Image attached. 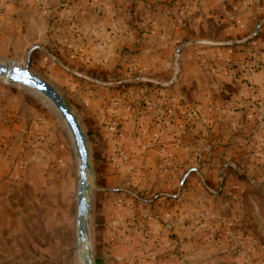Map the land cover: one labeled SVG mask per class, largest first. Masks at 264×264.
I'll list each match as a JSON object with an SVG mask.
<instances>
[{"label":"crops","instance_id":"0c3cea01","mask_svg":"<svg viewBox=\"0 0 264 264\" xmlns=\"http://www.w3.org/2000/svg\"><path fill=\"white\" fill-rule=\"evenodd\" d=\"M30 1L35 5L20 0L0 11L1 31H17L19 46L67 45L68 65L102 79L124 77L132 67L164 79L192 27L200 39L206 17L224 22L218 39H201L207 47L184 48L183 73L171 88H147L132 103L124 97L130 86L115 85V106L105 88L86 82L69 93L83 104L80 125L95 160L92 205L101 210L96 221L112 240L115 264H264V237L257 235L255 246L229 232L224 208L231 201L221 198L239 186L230 182L233 169L221 168L240 150L238 130L258 125L264 143V45L253 40L235 52L228 36L234 28L225 23L230 3L247 0H79L62 28L50 23L44 0ZM69 28L70 36L57 32ZM223 82L239 85L237 102L218 95ZM184 98L194 106H180ZM158 104L173 108L174 117L161 119Z\"/></svg>","mask_w":264,"mask_h":264},{"label":"rangeland","instance_id":"374dc122","mask_svg":"<svg viewBox=\"0 0 264 264\" xmlns=\"http://www.w3.org/2000/svg\"><path fill=\"white\" fill-rule=\"evenodd\" d=\"M18 1L0 0V11L8 3ZM23 1L27 6L33 4L30 0ZM78 2L44 0L40 6L50 10V23L55 22L56 28H62L71 22L69 10ZM237 5L230 3L232 14L225 21L230 29L234 28V32L228 34L232 41L229 45L236 48L235 52L243 50L242 46L253 40L264 45V23L255 33L264 20V0H247L246 4ZM249 16L253 18V24L247 30ZM74 17L70 15V18ZM215 19L206 17L201 25L200 39L195 38L198 31L192 27L193 33L182 42L186 45L181 53L189 46L207 47L209 43L202 41L203 37L218 39L224 22ZM60 30L57 32L62 35L74 34L70 28L64 32ZM18 35L17 31L5 33L0 29V64L28 67L30 74L51 84L71 108L79 124L83 104L78 100L79 96L74 97L69 92H78L85 82L93 84V88H105L108 91L105 100L111 103L114 99L115 106V95L112 94L115 85H129L124 97L134 103L138 96L147 93V88H171L183 73L181 53L177 54L182 44L173 53L169 62L170 74L164 79L144 73L141 67L130 68L121 78L102 79L85 76V73L68 65L64 61L69 48L67 45L61 46L58 42V45L47 43L43 48L19 46L16 45ZM137 77H149L161 83L143 80L117 83ZM183 86L188 87L186 83ZM221 88L223 90L218 93L221 99L237 97L233 93H238V84L223 82ZM97 95L103 96L102 93ZM238 100L237 97L236 102ZM184 103L185 98L180 101V106L192 105ZM257 126L238 130L235 144L240 150L229 162L221 164V168L233 169L230 182L240 186L221 192L223 200L231 201L224 208L225 215L232 220L227 229L237 236L240 233L247 243L255 246L260 245L259 241L256 242L257 235L264 237V143L261 136L255 134ZM240 137L249 138L250 142L241 143ZM75 141L70 124L49 95L0 74V264H115V257L107 249L112 240L105 239L104 225L96 221L101 210L92 205L95 174L93 169L83 167ZM85 144L93 168L95 160L86 138ZM82 200L86 206L83 211Z\"/></svg>","mask_w":264,"mask_h":264},{"label":"water","instance_id":"95a60500","mask_svg":"<svg viewBox=\"0 0 264 264\" xmlns=\"http://www.w3.org/2000/svg\"><path fill=\"white\" fill-rule=\"evenodd\" d=\"M263 23H264V20L259 23L258 27L255 30L256 34L260 31ZM247 39H250V37H248ZM185 45L186 43L182 44L178 48L177 54L181 53V50ZM0 74H4L6 76H9L11 79L20 80L23 83H26L30 86L40 89L44 91L47 95H49L55 101L61 113L65 116V118L67 119L68 123L71 126L83 167H89L90 170H92L93 168L90 165V152L87 149V146L85 144V137L82 132L81 126L78 122V119L72 112L71 108L67 106L66 103L63 101V98L58 94L55 88L51 84H49L47 81L30 74L28 67L22 68L19 66H15L13 64H9V65L0 64ZM133 80L156 81L155 79H152L149 77H137V78H132V79H125L117 83H129ZM156 82L161 83V81H156ZM83 181L84 183L87 184L86 179L83 178ZM81 207H82L81 210L83 211V209L86 207L85 200L81 201ZM183 263L186 264L187 260H184Z\"/></svg>","mask_w":264,"mask_h":264},{"label":"built area","instance_id":"2783aa9c","mask_svg":"<svg viewBox=\"0 0 264 264\" xmlns=\"http://www.w3.org/2000/svg\"><path fill=\"white\" fill-rule=\"evenodd\" d=\"M193 109H195V108L194 107H191L189 112H192ZM157 111L159 113V116L163 120H166V119H169V118H173L174 117V109L171 108V107L170 108H165V107L158 106ZM124 156H125L124 151L121 150V149H119L117 151L115 157L122 159Z\"/></svg>","mask_w":264,"mask_h":264},{"label":"bare ground","instance_id":"6f19581e","mask_svg":"<svg viewBox=\"0 0 264 264\" xmlns=\"http://www.w3.org/2000/svg\"><path fill=\"white\" fill-rule=\"evenodd\" d=\"M7 77H9V76H7ZM76 142V141H75Z\"/></svg>","mask_w":264,"mask_h":264}]
</instances>
